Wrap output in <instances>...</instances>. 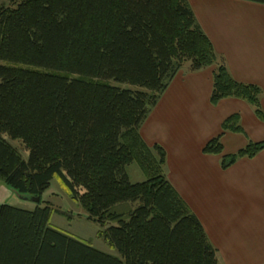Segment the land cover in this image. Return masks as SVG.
<instances>
[{"label": "trees", "instance_id": "16d2710c", "mask_svg": "<svg viewBox=\"0 0 264 264\" xmlns=\"http://www.w3.org/2000/svg\"><path fill=\"white\" fill-rule=\"evenodd\" d=\"M0 0V179L43 195L59 177L121 257L50 225L52 207L0 203V264H222L203 224L167 177V153L141 126L176 74L215 65L211 103L249 102L264 120L262 89L237 81L188 0ZM264 4V0H249ZM188 64V65H187ZM140 87L128 89L108 81ZM235 114L223 132H243ZM4 134L21 140L25 160ZM222 167L264 142L224 154ZM137 163L146 180H130ZM116 223V225H114Z\"/></svg>", "mask_w": 264, "mask_h": 264}, {"label": "crops", "instance_id": "0c3cea01", "mask_svg": "<svg viewBox=\"0 0 264 264\" xmlns=\"http://www.w3.org/2000/svg\"><path fill=\"white\" fill-rule=\"evenodd\" d=\"M232 76L262 89L264 112V4L249 0H188ZM216 66L183 67L141 126L149 145L167 153L166 174L200 219L222 264H264V149L222 167V155L204 152L222 134L224 154L264 142V120L238 98L211 103ZM239 115L243 132L223 123Z\"/></svg>", "mask_w": 264, "mask_h": 264}, {"label": "rangeland", "instance_id": "374dc122", "mask_svg": "<svg viewBox=\"0 0 264 264\" xmlns=\"http://www.w3.org/2000/svg\"><path fill=\"white\" fill-rule=\"evenodd\" d=\"M2 2L5 5L10 4V0H3ZM108 82L113 86L122 88H140L130 83H120L114 80H109ZM3 136L21 152L25 160L29 159V150L21 140L12 139L7 134ZM128 173L130 180L134 183L146 180L144 173L137 163H132L128 166ZM43 199L44 203L41 205L38 202L25 200L0 179V203H8L14 207L29 211H34L39 205H50L52 207L50 219V225L52 227L82 240L100 251L121 257L117 248L111 245L102 235V232L110 225L103 226L98 221L90 219L88 212L81 203L71 195L69 189L59 177H55L51 181V185L45 191ZM114 225H116V223Z\"/></svg>", "mask_w": 264, "mask_h": 264}, {"label": "water", "instance_id": "95a60500", "mask_svg": "<svg viewBox=\"0 0 264 264\" xmlns=\"http://www.w3.org/2000/svg\"><path fill=\"white\" fill-rule=\"evenodd\" d=\"M18 194L25 200H30L34 202H39L41 200L40 196H31V195H25V194H20V193Z\"/></svg>", "mask_w": 264, "mask_h": 264}]
</instances>
